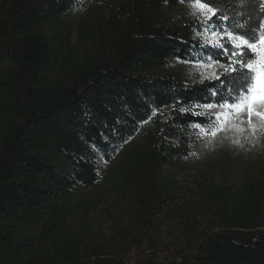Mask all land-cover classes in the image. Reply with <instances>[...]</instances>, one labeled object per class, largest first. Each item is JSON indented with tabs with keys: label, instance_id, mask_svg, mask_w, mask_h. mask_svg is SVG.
Instances as JSON below:
<instances>
[{
	"label": "trees",
	"instance_id": "obj_1",
	"mask_svg": "<svg viewBox=\"0 0 264 264\" xmlns=\"http://www.w3.org/2000/svg\"><path fill=\"white\" fill-rule=\"evenodd\" d=\"M190 4L0 0V264H264V170L176 195L174 170L235 117L257 59L204 45ZM215 4L219 33L259 39L262 0ZM209 62L212 80L179 72Z\"/></svg>",
	"mask_w": 264,
	"mask_h": 264
},
{
	"label": "rangeland",
	"instance_id": "obj_2",
	"mask_svg": "<svg viewBox=\"0 0 264 264\" xmlns=\"http://www.w3.org/2000/svg\"><path fill=\"white\" fill-rule=\"evenodd\" d=\"M262 1L264 3V0ZM185 7L189 10L191 20L205 24L209 22L206 14L196 3ZM261 33H264V21L259 37ZM199 36L206 46L217 49L222 46L221 35L212 24L207 23ZM214 44L217 46H213ZM229 44L234 47L230 40ZM219 70L215 64L209 62L202 65H183L179 72L187 80L197 78L212 80L217 77ZM255 86L254 74V83L251 88H255ZM250 97L251 93L248 92L242 100L236 101L235 105L242 101L247 104ZM254 110L264 112V105L257 104ZM232 113L235 114V117L228 121L224 128L213 136L205 137L202 149L195 159L174 170L173 174L178 191L176 195L179 203L190 204L198 183L202 182L205 177L213 179L216 183L234 185L242 180L246 172L264 170V120L253 116L250 124L247 111L244 108L237 112L233 106L225 111L226 115ZM103 188L100 185L98 193L99 191L103 192ZM84 194V192H80V196ZM108 213L109 206L102 205L99 206L94 215L92 224L95 228H102L100 229L101 232L106 230L109 225ZM166 222L168 221L164 220L160 236L171 239V235L178 234V230L174 225H168Z\"/></svg>",
	"mask_w": 264,
	"mask_h": 264
},
{
	"label": "snow or ice",
	"instance_id": "obj_3",
	"mask_svg": "<svg viewBox=\"0 0 264 264\" xmlns=\"http://www.w3.org/2000/svg\"><path fill=\"white\" fill-rule=\"evenodd\" d=\"M198 7L206 14L207 20L210 21L212 16L220 15L218 13V6L215 4V0H194ZM227 19V17H222ZM207 23V22H206ZM206 26V24H205ZM251 32V29H249ZM221 37H226L230 40L234 48L239 49L241 46H245L250 50L251 55L256 57L255 63L249 62L247 67L255 74V88H250L248 91L251 93V97L248 100L247 104H244L243 101L240 104L234 105L237 112L241 108L246 109L248 114V122L252 123V117H259L261 120H264V112L255 111V106L257 104L264 105V33H261L259 39L257 40L255 33H252L251 36H248L247 33L236 34L233 32H221ZM247 37V38H245ZM217 46V45H213ZM233 56H239L240 59L236 60L235 63H240L243 67L242 56L243 54L233 52ZM243 87V85L241 86ZM208 108H212V105H206ZM215 134V133H213Z\"/></svg>",
	"mask_w": 264,
	"mask_h": 264
}]
</instances>
